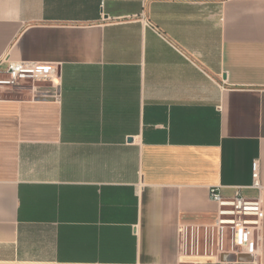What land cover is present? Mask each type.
I'll use <instances>...</instances> for the list:
<instances>
[{"label": "crops", "instance_id": "1", "mask_svg": "<svg viewBox=\"0 0 264 264\" xmlns=\"http://www.w3.org/2000/svg\"><path fill=\"white\" fill-rule=\"evenodd\" d=\"M10 62L55 73L0 86V264H264V0H0Z\"/></svg>", "mask_w": 264, "mask_h": 264}, {"label": "built area", "instance_id": "2", "mask_svg": "<svg viewBox=\"0 0 264 264\" xmlns=\"http://www.w3.org/2000/svg\"><path fill=\"white\" fill-rule=\"evenodd\" d=\"M55 68L45 64L10 62L6 70V78L0 77V86L30 88V82H45L52 79ZM42 96V91L37 92ZM259 163L252 165L253 187L261 188L259 178ZM210 198L220 206V231L228 230L229 240L234 255H243L250 248L254 230L262 216V207L259 199H247L238 190L230 199L221 194V187L210 189Z\"/></svg>", "mask_w": 264, "mask_h": 264}, {"label": "water", "instance_id": "3", "mask_svg": "<svg viewBox=\"0 0 264 264\" xmlns=\"http://www.w3.org/2000/svg\"><path fill=\"white\" fill-rule=\"evenodd\" d=\"M224 261H228V262H245V261H249L246 259V255L243 254V255H230L228 257V259H225Z\"/></svg>", "mask_w": 264, "mask_h": 264}, {"label": "rangeland", "instance_id": "4", "mask_svg": "<svg viewBox=\"0 0 264 264\" xmlns=\"http://www.w3.org/2000/svg\"><path fill=\"white\" fill-rule=\"evenodd\" d=\"M30 84H31V83H29V86H31ZM38 86H39V88H40V89H38V90H44V89H46V85H44L43 83H42V84H38Z\"/></svg>", "mask_w": 264, "mask_h": 264}]
</instances>
